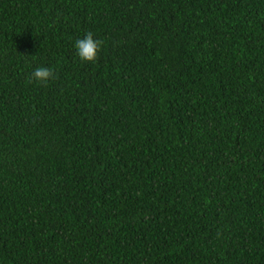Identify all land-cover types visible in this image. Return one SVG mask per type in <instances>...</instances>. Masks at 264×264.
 Segmentation results:
<instances>
[{"label": "trees", "instance_id": "trees-1", "mask_svg": "<svg viewBox=\"0 0 264 264\" xmlns=\"http://www.w3.org/2000/svg\"><path fill=\"white\" fill-rule=\"evenodd\" d=\"M0 264H264V0H0Z\"/></svg>", "mask_w": 264, "mask_h": 264}, {"label": "clouds", "instance_id": "clouds-1", "mask_svg": "<svg viewBox=\"0 0 264 264\" xmlns=\"http://www.w3.org/2000/svg\"><path fill=\"white\" fill-rule=\"evenodd\" d=\"M103 44L102 40L93 38V33L88 32L84 38L77 39L75 42L76 54L83 61L94 62L97 59V54ZM54 76V70L50 67H37L31 73V79L39 82L47 83ZM31 79L29 82H31Z\"/></svg>", "mask_w": 264, "mask_h": 264}]
</instances>
